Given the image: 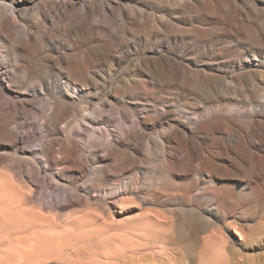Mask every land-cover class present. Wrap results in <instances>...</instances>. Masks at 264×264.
Masks as SVG:
<instances>
[{"label":"bare ground","instance_id":"obj_1","mask_svg":"<svg viewBox=\"0 0 264 264\" xmlns=\"http://www.w3.org/2000/svg\"><path fill=\"white\" fill-rule=\"evenodd\" d=\"M213 1L0 0V95H8L7 99L5 97V100L0 101V264H159L163 259H160L161 261L157 259L158 255L167 256L170 262L176 264L174 261L178 260H173L171 257L175 250L168 246L171 238L175 241L174 244L180 242L182 247L178 245L176 247H179L178 250L183 248L184 251L179 250L182 257L187 254V256L195 255L193 259H199L200 263L196 262V264H204L208 260V255L212 258H209L212 264H216L212 261L213 258H216V261L217 259L226 261V242L228 243L229 237L226 241V231L225 238L220 234L224 238L221 242L218 241L220 240L219 234L218 236H206L205 232L208 231L204 230V232L203 229L206 227L205 229L208 230L209 222H203L207 226L198 222L200 216L204 214L201 215L198 212L200 218H196L197 220L194 215L184 216L188 222L186 229L188 228L189 235L191 234L189 238L188 234L181 236L182 232H186L184 230L181 235L179 234V238L172 236L169 238L168 231H173L171 229L173 221L168 219L171 216L163 213L166 209L162 212L150 210L152 206L159 207L165 198L170 204L173 203L171 206L174 207L179 199L192 200L189 193L197 189L202 178L208 173L211 187L208 188L206 194L211 198V204L216 206L219 213L225 211L233 216L237 211L238 197L248 190H254L253 180L258 178L254 172V165H251L250 171L253 174L248 173L247 181L236 179V176L241 178L247 172H245L243 162L237 163L235 159H232L231 154L235 152L244 153V156L251 154L252 163L257 164L264 150V142L260 133L262 129L260 126L264 124V103L259 101L260 98H264L262 88L264 81L260 77L264 75V24L247 20L249 23H246L249 25L245 28V33L247 31L249 34H246V39L250 41L247 45L249 47H244V41L241 42L240 38H237L238 40H234L230 47L227 45L229 48L226 50L217 51L214 40H220L223 36L218 34V37L216 34V39L210 37L207 40L209 42L205 41L206 44L203 46L208 52L209 59L201 60L202 55L196 52L198 48L197 42H194L197 40L195 32L207 33L210 36L215 27H213L214 20L208 15L213 17L218 11L228 12L224 5L223 9L218 6V2ZM232 1L240 3L241 0H231V3ZM255 1L253 11L257 9V6L264 4V0ZM171 3L176 4V7H172ZM177 4L180 6L177 7ZM98 7L99 11H97ZM186 9L191 10L193 14L189 17L185 16ZM238 10L243 16L242 11ZM262 10L264 12L263 7ZM237 13L233 10L232 15L235 16ZM238 29L236 31H239ZM55 34L61 36L60 40L59 37L56 39ZM88 34L92 46L87 45L88 41L87 43L83 41V36H88ZM106 36L111 37L110 40H112H107ZM225 36L227 37L226 34ZM130 37L135 38L137 42L131 43L127 40ZM56 41L62 47V52L54 50ZM218 44L216 43V46ZM147 50L155 56L153 60L157 65L155 64L154 69L146 64L145 57L149 56L139 57V64H136L133 70L123 67L131 61L132 57L141 52L145 53ZM227 51L231 52L227 53ZM201 52L203 54L204 51ZM187 63L191 66L190 68L187 67ZM15 70L21 71L22 79L20 77V79H15ZM54 70L57 73H54ZM117 80L121 81L122 89L118 85L114 86ZM158 82H162L167 87H176L179 90L178 96L193 98L192 103L188 102V111L182 113L184 115L176 114L179 108L174 112V109L168 106L169 102H166L167 105L161 102L162 109L158 107L159 104H155L159 101H156L159 96L156 99L151 97L149 88ZM162 89L159 91H163ZM173 89L170 88V90ZM251 95L256 99L251 101ZM40 102H43V105L37 108ZM174 107L176 109L179 106L174 105ZM248 108L254 109L251 116H246V113L250 112ZM185 115L189 117L186 118ZM115 119L116 128L122 131L121 135L122 133L124 135L121 136L124 137L123 140L120 138L122 141L118 143L114 142L117 137L113 139L114 134L111 133L113 130L109 129ZM41 121L44 123L41 124ZM75 125L91 126L88 141L94 140L93 145L95 142H103L106 146H104L103 155H93L94 159L90 157L93 160L91 174L94 175L92 177L94 179L86 182L84 189L88 188L103 195L105 207L102 208H105L109 217L105 215L106 212L102 213L99 210L98 213L94 211H92L94 213L91 211V213H86L85 211L83 214H77V209H72L71 213H67V204L56 209L57 207L55 208L48 199L52 195H48L47 198L45 196L48 192L44 195L43 191L50 190L49 186L52 181L56 183L64 181L62 182L64 192L67 189L76 193L80 192L79 184L86 176L87 167L80 161L84 156L82 155L84 150L78 141L80 139L76 136L80 135V132L78 130L73 132ZM27 127L40 136L39 141L36 140L41 143V148L38 147L40 151L37 149H30L32 150L30 151L24 147L27 142L24 129ZM244 127L247 129L245 133ZM149 129H160L161 131L156 136L164 144L176 141L178 152L185 155L187 164L180 162V159V161L175 158L171 159L168 153L173 150L167 152L164 146V152H162L166 160L168 175L165 179H159V175L156 176L159 179L156 183L158 188L146 194V198L143 199L141 194L145 190L141 192L140 188L144 184L140 185V177L138 178L137 174L133 176L132 173V177L122 178L126 172L130 171L129 164H132L134 168L137 166L134 164L137 157L132 153L131 141L145 138L146 131ZM209 140L218 144L217 147L221 153L208 148L207 145V149L203 146ZM147 149H149L148 144ZM174 152L177 153L176 150ZM38 155H42V158L38 159ZM86 162L88 163L87 159ZM109 162L113 165H108ZM28 165L31 166L29 170L26 167ZM42 167L48 179L37 193L35 186L42 173L40 171ZM53 171L56 173L53 174ZM219 174H222L223 180L217 183L216 176ZM193 175L198 178H192L193 184H190L192 188L184 187L186 182L181 185L182 179H186L187 176L193 177ZM150 181L152 183V180ZM147 184L149 183L146 182ZM45 187L48 190H45ZM103 198L101 197V200ZM200 199L202 200V197ZM139 200H142L140 205H144L143 212L135 208ZM196 201L198 202L197 198ZM179 203L181 204V201ZM47 204L50 207L46 209ZM59 204L61 205V202ZM70 205L72 204L68 207ZM132 209H135L133 215L131 214ZM64 210L66 213H63ZM73 210L77 213L73 214ZM199 211L202 210L199 209ZM116 214L123 217L118 219ZM246 215L245 213L243 218ZM211 219L210 222H214L212 217ZM259 220L260 218L257 221ZM239 224L243 226L242 222ZM237 225L228 229L230 235L238 240L239 243L236 244L244 247L245 243H249L250 240L243 232L244 229L235 227ZM212 226L214 230L215 228L218 230L215 223ZM259 226L264 228V225ZM249 227L250 229L255 228ZM249 227H247L248 230ZM200 230L203 232L201 233ZM221 230L224 232V229ZM257 230L259 231L260 228ZM213 232L212 234H215ZM259 232L262 233L261 230ZM199 233L205 236L202 245L196 248L192 245L193 241L190 238L196 242ZM251 233L255 232L251 230ZM254 235L256 237V234ZM255 241L251 240V242ZM238 251L237 249L235 252L238 253ZM78 254L82 255V257L79 256L80 258L86 256L87 261L76 262ZM70 255L77 258L72 257L70 260ZM227 255H229L226 258L228 262L235 258L233 253L234 258L232 259L231 254L227 253ZM158 260L159 263L156 262ZM181 260L184 261L183 258ZM239 261L242 260H237L238 263ZM247 261L250 260L247 259ZM246 262L243 263L246 264Z\"/></svg>","mask_w":264,"mask_h":264},{"label":"rangeland","instance_id":"obj_2","mask_svg":"<svg viewBox=\"0 0 264 264\" xmlns=\"http://www.w3.org/2000/svg\"><path fill=\"white\" fill-rule=\"evenodd\" d=\"M211 1H213V0H211ZM217 4H218V6L219 7H222L223 8V5H224V8H225V10H228V12L227 11H225V12H222V11H218V13H216L215 15H213V17L209 14L208 15V17L209 18H212L213 20H214V26L213 27H215L214 29H213V32H215V33H213L212 32V34L209 36V35H207V33H202V32H199V31H197V33L195 32V35H196V38H197V40L196 41H194V42H197V44H196V46H197V51L196 52H198V55H202V59L201 60H207V59H209V55H207L208 54V52H206L207 50H205L204 48L205 47H203L204 46V44H206V42L208 43L209 41H207V40H209V38L210 37H212V38H214V39H216V37H217V35L219 34L220 36H223V38H220V40L219 39H216V41L214 40V43H215V47H216V49H217V51H221V50H226V48H229L230 47V45H231V43H234V40H236L237 38H240V41L241 42H243L244 43V47H249V46H247V45H249L250 44V41H248V39H246L247 37H246V34L247 35H249L248 34V32L246 31V33H245V28L247 27L248 28V25L249 24H247V23H249L251 20L253 21V22H258L259 24H264V19H262L263 17H264V12H263V10H262V7H263V9H264V4L263 5H260V6H257L256 8V10L255 11H253L254 10V4H255V0H241L240 1V3L239 2H234V1H232L233 3H231V0H219L220 1V3H219V1H217V0H214ZM213 1V2H214ZM229 1V2H228ZM227 4V5H226ZM172 7H176V4H170ZM178 5V4H177ZM241 5H243V6H241ZM180 5H178L177 7H179ZM229 7V9H228V7ZM233 6V9H231V7ZM240 6V7H239ZM235 7H238V8H235ZM223 8V9H224ZM227 8V9H226ZM235 8V9H234ZM259 8V9H258ZM121 9H124V8H121ZM238 9H240V12L242 11V13H243V16H242V14L240 13L239 14V10ZM242 9V10H241ZM261 9V10H260ZM233 10L234 11H236V12H238L237 13V15H232V13H233ZM252 10V11H251ZM97 11H99V7L97 8ZM186 11V13H185V16L187 15V17H189V16H191L193 13L191 12V10H189V9H186L185 10ZM231 11V12H230ZM257 11V12H256ZM247 12V13H246ZM187 13H189V14H187ZM246 13V14H245ZM263 13V14H262ZM245 14V15H244ZM256 14V16H258V18L256 17V16H254ZM259 14V15H258ZM261 14V15H260ZM195 15V14H194ZM219 15V16H218ZM228 15V16H227ZM253 15V16H252ZM263 15V16H262ZM233 18H232V17ZM238 16V17H237ZM261 18H260V17ZM215 17V18H214ZM253 17V19H251ZM204 18H206V17H204ZM219 18V19H218ZM232 18V19H231ZM250 18V19H249ZM261 20H260V19ZM231 19V20H230ZM236 19V20H235ZM240 19V20H239ZM218 20V21H217ZM249 22H248V21ZM259 20H260V22H259ZM233 21V22H232ZM236 21V22H235ZM241 21V22H240ZM215 22H217V24L215 23ZM234 22H235V24H234ZM247 22V23H246ZM245 23V24H244ZM233 24H234V26H233ZM239 24H240V26H239ZM220 25V26H219ZM228 25V26H227ZM244 25V26H243ZM232 26H233V28H235L234 29V31H236L238 28V30L239 31H236V32H234L232 29ZM238 27V28H237ZM216 29V30H215ZM224 29V30H223ZM233 32H232V31ZM243 30V31H242ZM227 32V33H226ZM240 32H242V33H240ZM243 32L245 33V34H243ZM202 33V34H201ZM222 35H221V34ZM230 33H232V34H230ZM217 34V35H216ZM225 34L227 35V37L225 36ZM219 35H218V37H219ZM231 35V36H230ZM233 35V36H232ZM245 37H244V36ZM55 36H57V38L56 39H58V37H59V40H60V35L58 36L57 34H55ZM236 36V37H235ZM200 37V38H199ZM225 37V38H224ZM232 37V38H231ZM107 40H109V41H111L110 40V38L111 37H105ZM224 39V40H223ZM233 39V40H232ZM59 40H57V41H59ZM127 40H130V42L131 43H134L136 40H135V38H128ZM132 40V41H131ZM200 40V41H199ZM221 40H223V41H221ZM229 40V41H228ZM238 40V39H237ZM54 42V50H56V51H63L61 48V46L59 45V43L58 42ZM83 41L84 42H86L87 43V41H88V43H87V45H90V46H92V44H90V35L88 34V36L86 35H84L83 36ZM134 41V42H133ZM206 41V42H205ZM219 41V42H218ZM227 43H226V42ZM231 41V42H230ZM137 42V41H136ZM230 42V43H229ZM249 42V43H248ZM85 43V44H86ZM216 43L218 44V43H220V45L218 44V46H216ZM222 43V44H221ZM246 43V44H245ZM199 45V46H198ZM229 47H228V46ZM209 46H211V44L209 45ZM203 47V48H202ZM125 51H126V49H124ZM123 50V51H124ZM204 51L203 52V54H205V55H203L202 54V52L201 51ZM181 51V50H180ZM201 52V53H200ZM231 51H227V53H230ZM146 53V54H145ZM145 53L143 52H141V54H139V55H135L134 57H132V59H131V61H129L127 64H125L123 67H126L128 70H133L137 65L136 64H139L138 63V61H140V58L139 57H141V56H149V57H145V60H146V64L147 65H149V67L151 68V69H154V67L157 65L156 63V65L154 64V60H155V56L153 55V53L151 52V51H145ZM148 53V54H147ZM152 57H151V56ZM138 57V58H137ZM151 57V58H150ZM201 57V56H200ZM146 58H148V60H150V61H147V59ZM150 58V59H149ZM154 59V60H153ZM137 61V62H136ZM148 62V63H147ZM153 64H152V63ZM152 65H151V64ZM185 64H186V62H185ZM136 65V66H135ZM129 66V67H128ZM187 67H191V66H189V64L187 63ZM54 73H57V71L56 70H54L53 71ZM14 74H15V79H22V73H21V71H19V70H15L14 71ZM12 76V75H11ZM20 77V78H19ZM261 77V80L262 81H264V75L263 76H260ZM259 77V78H260ZM116 82V81H115ZM116 83H118V84H116ZM115 83V85L114 86H116V85H118V87L119 88H123V87H121L122 86V84H120L121 83V81L120 80H117V82ZM157 84V85H156ZM154 86L153 85H151V86H153V87H151L150 86V88H149V92L151 93V97H153L154 99H156V98H158V96H159V98L158 99H156V101L157 100H159V101H157V102H155V104H159L158 105V107L160 108V109H162V103L164 102L165 104H166V102L168 103L169 102V104L171 103V105H169L168 104V106L169 107H172L173 109H174V112H175V110H177L178 108L179 109H181V110H177L178 112H175L176 114H178V115H180V116H182V115H184V114H182V113H184L185 111H188V105H189V103L188 102H190V103H192L193 102V98L191 97V96H188V97H185L184 95H179L178 96V94H179V90H177L176 89V87H174V86H171V87H167V86H165V85H163V83L162 82H158V83H156ZM159 84V85H158ZM121 85V86H120ZM113 86V85H112ZM156 86V88H154ZM160 86V87H159ZM162 88H164L165 90H163ZM170 88H175V90L173 89V90H170ZM262 88L264 89V85L262 86ZM109 89H110V86H109ZM158 89V90H157ZM159 89H162L163 91H159ZM165 91V92H164ZM170 91H171V93H170ZM173 91V92H172ZM178 91V92H177ZM153 92H155V93H153ZM29 93L31 94L32 92H30L29 91ZM263 93V92H262ZM159 94V95H158ZM163 94H165V95H163ZM177 96H176V95ZM31 95H33V93L31 94ZM157 95V96H156ZM172 97H171V96ZM248 95H250V94H248ZM163 96V97H162ZM181 96H182V98H181ZM6 97V99L8 98V95H4V96H2V95H0V101L1 100H5L4 98ZM167 97V98H166ZM178 97H179V99H178ZM254 97V98H253ZM161 98H163V99H161ZM178 100H180V101H178ZM181 98V99H180ZM185 98V99H184ZM161 99V100H160ZM168 99V100H167ZM174 99V100H173ZM184 99V100H183ZM251 101H253V100H255L256 98H255V96H252L251 95ZM170 100H172V101H170ZM185 100H187V101H185ZM173 101H174V103H173ZM176 101H178V102H176ZM259 101H261L262 103H264V98H260L259 99ZM159 102V103H158ZM162 102V103H161ZM182 103V104H181ZM161 104V105H160ZM175 106H179V107H176V109H175V107H174V105ZM40 105H43V102H40V104L37 106V108H39L40 107ZM167 105V104H166ZM185 105V106H184ZM161 106V107H160ZM183 106V107H182ZM184 108V109H183ZM250 108H248V111H250V112H248V113H246V116L247 115H249V116H251L252 115V112H254V109H250ZM252 110V111H251ZM259 111L261 110L260 108L258 109ZM179 111H181V112H179ZM183 111V112H182ZM186 116V118H188L189 116H187V115H185ZM192 118H194L193 116H192ZM191 117H190V119H192ZM71 119V118H70ZM114 122H115V124H114ZM44 123V121H41V124H43ZM116 126H117V123H116V119H115V121H113V123H112V126L110 125V127H109V129H111V130H113V131H111V133L112 134H114V135H112L113 137V139H115V137H117L115 140H114V142L116 143H118V142H120V141H122L123 140V138L124 137H121V136H124L123 135V133H122V135H121V130L120 129H117L116 128ZM261 126H263V127H261ZM261 126H260V128H262L261 130H260V133L262 134L261 136H262V139H263V142H264V124H261ZM113 127V128H112ZM27 129V130H26ZM26 129H24V131L26 132V137H27V144L25 143V145H24V147H26L28 150H30V149H32V150H36L37 149V151L41 148V143H39L38 141H39V135H36V132L34 131V130H31V128H29V127H27ZM244 129V133L245 132H247V129H246V127H244L243 128ZM34 131V132H31V131ZM75 130L77 131H79L80 132V135H76L77 136V139H80V140H78L79 142H80V145H82L81 147H83L82 149L84 150V153L82 154V155H84L81 159H80V161H81V163H84V165H86V170H87V173H86V176H85V178L81 181V184H82V182H83V184L81 185V184H79V188H80V192L79 193H76V192H74V191H71V190H68L67 189V191L66 192H64V188H63V183L62 182H64V181H62V182H60V183H56V181H52L51 182V180H50V182L52 183L51 184V186H49L50 187V190H48L46 187L44 188L45 190H48V191H43L44 192V195L45 194H47V192H48V194L45 196L46 198L47 197H49L48 195H52V196H50V198H48L49 199V201H51V204H53V206L56 208V209H59L61 206H66V204L69 206V204H72V205H70V207H68L67 206V213H71V210L72 209H77L76 211L78 212H75L74 210L72 211V213L73 214H83L85 211H86V213H91L92 211H94L95 213L99 210L100 212L102 211V213H104V212H106V210H105V208H102L103 206H104V202H105V200H104V198H103V195H101V194H98V193H95V192H93V190H90V189H88V188H85L84 189V187L87 185L86 184V182L88 183L90 180H92V179H94V178H92V177H94V175L93 174H91L92 173V165H93V160H92V158L94 159V156L95 155H100V154H104L105 152H104V150H105V144L103 143V142H101V141H99V142H101V143H97V142H95L94 143V145H93V142H94V140H91V141H88V140H90V138H89V133H90V130H91V126H83V127H81V126H76L75 125V127H74V130H73V132L75 133ZM138 130V129H137ZM159 131H161L160 129H158V130H151V129H149L148 131H146V136H145V138H138V139H134V140H132L131 141V143L133 144L132 145V149H133V151H132V153L137 157L136 158V161H135V163L134 164H137V166L134 168L133 166H131L130 164L128 165V167L130 166V167H132V168H130L129 167V170L130 171H128V172H126L125 173V175H123L124 177L122 178V179H127V178H125V177H132L131 176V174L134 176V175H136L137 174V177L139 178V182H140V185L141 186H143V184H144V186L143 187H141L140 189H141V192H143L144 190V192L141 194V198H143V199H145L146 198V196L148 195V193H151L153 190H155V189H157L158 187H157V185H156V183H158L159 182V179L161 178V179H165L166 177H167V175H168V170H167V166H165L166 164V160H165V157H164V155H163V152H164V146H165V148L167 149V152H171L172 150V152L171 153H168V155L170 156V158L171 159H176L177 161L179 160L180 162H182L183 164H187V160L185 159L186 157H185V155H181V154H179V152H178V145H177V142L176 141H172V143H174V144H172V143H170V144H164V143H162V140L161 139H158L157 138V133H159ZM28 133V134H27ZM34 134H35V136H34ZM80 136H82V137H80ZM120 136V137H119ZM80 137V138H79ZM119 137V138H118ZM201 137H205V136H201ZM36 138V139H35ZM81 138H83V139H81ZM89 138V139H88ZM122 140H121V139ZM41 139V138H40ZM36 140H38L37 142H36ZM138 140V141H137ZM134 141V142H133ZM82 142V143H81ZM212 144H210V143ZM209 142H205V144L203 145L205 148H206V145L208 146V148H210V149H212V150H214V151H216V152H220L221 153V151H219V147H217L218 146V144L217 143H215L214 141H211V140H209ZM213 142V143H212ZM84 143V144H83ZM103 143V144H102ZM208 143V144H207ZM39 144V145H38ZM144 144H145V146H144ZM147 144H148V146H149V149H147ZM86 145V146H85ZM93 145V146H92ZM170 145V146H169ZM175 146V148H173L174 146ZM85 146V147H84ZM105 146V147H104ZM210 146V147H209ZM38 147H39V149H38ZM146 148V149H145ZM177 148V149H176ZM57 149H59V146H57ZM134 149H136V150H134ZM145 149V150H144ZM170 149V150H169ZM207 149V148H206ZM32 150H30V151H32ZM87 150V151H86ZM149 150V151H148ZM169 150V151H168ZM177 151V153H178V155H177V153L176 152H174V151ZM40 151V150H39ZM163 151V152H162ZM175 154H174V153ZM88 153V154H87ZM145 153H147V155L145 154ZM206 153V152H205ZM263 153V154H262ZM102 154V155H103ZM172 154H174L175 155V157H174V155H173V157H171V155ZM79 155H81V154H79ZM94 155V156H93ZM147 156V158H146V156ZM149 155H151V156H149ZM181 155V156H180ZM206 156L208 155L207 153L205 154ZM233 155V156H232ZM247 155V154H246ZM244 156V153L243 154H241V153H237V152H235L234 154H231V157H233L232 159H235L236 161H237V163H242L243 165H245V172H247V173H244V175L243 176H241V178H240V176H236L235 178L236 179H241V180H243V181H247V179L249 178L248 177V175L249 174H251L252 172L250 171V166L251 165H254L253 166V168L255 169L254 170V172H255V175H256V177H258V178H256L255 180H253V183H254V185H252V188L254 189V190H248L246 193H244L242 196L240 195L239 197H238V199H237V201H238V207H237V213L235 212L234 213V215L232 216L231 214H227V212H225V211H222L221 213H219V211H217V209H216V206H214L213 204H211L212 202H211V198H209L208 196H207V194H206V192H207V190H208V188H210L211 187V182H210V177L208 176V175H210V174H208L207 173V175L205 176V177H203L202 178V181H201V183H200V185L197 187V189H198V191H196L197 189H195L194 191H192L191 193H189V197H192L191 199L192 200H189V202H190V204H189V202H188V200L187 199H184V200H180L179 199V201H177L176 202V206L174 207V206H171V205H173V203L172 204H170L167 200H166V198L163 200V202H162V204L158 207H156V206H152V207H150V210L152 209V211H157V212H162L164 209H166V211L164 210L163 211V213H165L166 214V216H171V218L169 217L168 219L170 220H172L173 221V225H172V227H171V229L173 230V231H171V230H169L168 231V234L169 235H167L169 238H171V236L172 237H174V238H179L180 237V235H181V232L184 230V231H186V232H182V235L181 236H186V234H188L189 235V229L187 228L186 229V226L188 227V222H186L187 220L185 219V217L184 216H186V215H194V218L196 219H198V218H200L199 220H198V222H200V224H202V225H204L203 224V222L204 223H207V222H209V224L211 225V227H210V225L208 226L209 228H208V230H206L205 228L206 227H204V229H203V231L205 230V231H208V232H205V234H206V236H210V235H216V236H218V234H219V238H220V240H218V241H220L221 242V240H223L224 238H225V231H226V238H225V240L227 239L228 240V243L226 242V244L228 245V246H231V247H228L227 245H226V252L228 253V254H231L232 255V253L233 254H235V258L237 259V260H242L241 262H242V264H244L246 261H247V259L248 260H250V261H247L248 262V264H251L252 262V264H264V233H263V231H264V228H261L259 225H264V150L261 152V154H260V156H262L261 157V159H260V163L258 162L257 164H255L254 162L252 163V156H251V154H248L247 156ZM40 156V157H39ZM89 156V157H88ZM250 156H251V158H250ZM90 157H92V158H90ZM149 157V158H148ZM239 159H238V158ZM246 157V158H245ZM37 158L38 159H41L42 158V155H38L37 156ZM85 158V159H84ZM153 158V159H152ZM178 158V159H177ZM223 158H227L226 156L224 157L223 156ZM86 159H87V161H88V163L86 162ZM228 159V158H227ZM91 160V161H90ZM182 160H185V161H182ZM240 160V161H239ZM242 160V161H241ZM251 160V161H250ZM83 161V162H82ZM139 161V162H138ZM249 161H250V163H249ZM91 162V163H90ZM246 162V163H245ZM163 163V164H162ZM112 164V163H111ZM110 164V162L108 163V165H111ZM196 164H197V162H196ZM262 166H261V165ZM89 165V166H88ZM91 165V166H90ZM113 165V164H112ZM161 165V166H160ZM135 166V165H134ZM27 167V169L29 170V169H31V166L29 167V165L28 166H26ZM153 167H154V169H153ZM248 169H247V168ZM160 169V171H159V169ZM262 168V169H261ZM27 169L25 168L24 170H25V172L27 173ZM133 169V170H132ZM150 169H152V170H150ZM232 169V168H231ZM45 169L42 167L41 169H40V171L42 172L41 174H40V178L38 177V180H37V182H36V188H37V193L38 192H40V189L41 188H43L44 187V183H45V180L46 179H48L47 178V176L44 174L45 173V171H44ZM157 170V171H156ZM234 171L233 172H235L236 173V171H235V169H233ZM134 171V172H133ZM136 171H138V172H140V173H137ZM150 173V175H148L149 173ZM54 172L55 171H53V174H54ZM154 174H153V173ZM56 173V172H55ZM158 173V174H157ZM160 173V174H159ZM249 173V174H248ZM44 176H43V175ZM152 174V175H151ZM253 174V173H252ZM55 175H57V174H55ZM129 175V176H128ZM159 175V176H158ZM145 176L147 177V181L145 180ZM149 176V177H148ZM150 176H152V178H150ZM156 176H158V178L156 177ZM162 176V177H161ZM245 176V177H244ZM143 177V178H142ZM149 178V179H148ZM155 178H157L158 179V181H157V179H155ZM192 178H198V177H195L194 175H193V177H191V176H187V178L185 179H182L181 180V185H183V183H185L183 186L184 187H186V188H188V189H190V188H192ZM262 178V179H261ZM191 179V180H190ZM216 179H217V183H219V182H222V180H223V176H222V174L220 175H217L216 176ZM145 180V182H143ZM150 180H152V183H151V181ZM154 181V182H153ZM155 181H157V182H155ZM184 181V182H183ZM142 182V183H141ZM146 182L147 183H149V184H147L149 187H145V186H147L146 185ZM189 182V183H188ZM257 183V184H256ZM56 184V185H55ZM62 186H61V185ZM191 184V185H190ZM60 185V186H59ZM156 185V186H155ZM54 186V187H53ZM88 187V186H87ZM82 188V189H81ZM143 188V189H142ZM145 188H149L148 190L147 189H145ZM87 189V190H86ZM143 190V191H142ZM170 190V189H169ZM50 191V192H49ZM196 191V192H195ZM255 191V192H254ZM63 192V193H62ZM71 192V193H70ZM93 192V193H92ZM146 192V193H145ZM168 192V191H167ZM49 193H51V194H49ZM53 193H54V195H53ZM60 193H62V194H60ZM83 194V195H81V194ZM88 193V194H87ZM94 194V195H92V194ZM88 196H87V195ZM143 194H145L144 196H143ZM147 194V195H146ZM262 196H260V195ZM60 195V196H59ZM96 195H97V197H96ZM259 195V196H258ZM61 197V199L59 198V197ZM100 196V197H99ZM143 196V197H142ZM196 196H198V197H196ZM90 197H91V199H90ZM101 197L103 198L102 200H101ZM197 198V200H198V202L196 201V198ZM202 197V200L200 199ZM206 197V198H205ZM255 197H257V198H255ZM260 199H259V198ZM98 198H99V201H98ZM195 198V199H194ZM242 198V199H241ZM261 198H263V199H261ZM47 199V200H48ZM79 199V200H78ZM88 199H89V201H88ZM95 199V200H94ZM245 199H246V201H245ZM60 200H63V201H60ZM71 200H73V201H71ZM74 200H75V203H74ZM104 200V201H103ZM166 200V201H165ZM194 200V201H193ZM202 202H200V201ZM208 200V201H207ZM70 201V202H69ZM90 201H92V202H90ZM102 201V202H101ZM142 200H139V202H138V206L137 207H135L138 211L139 210H141V212H143V210H144V205H140V202H141ZM165 201V202H164ZM181 201V204L179 203ZM183 201V202H182ZM185 201L188 203H186L185 204ZM204 201V202H203ZM206 201V202H205ZM261 201V205L259 204V202ZM61 202V205L59 204ZM69 202V203H68ZM74 204H73V203ZM94 202V203H93ZM101 202V203H100ZM110 203H112V201H109ZM195 202V203H194ZM199 203V204H197V203ZM77 203V205H75ZM166 203V204H165ZM169 203V204H168ZM184 203V204H183ZM192 203V204H191ZM203 203H204V205H203ZM91 204H92V206H91ZM100 204V205H99ZM177 204H179L178 206H177ZM205 204H207V205H205ZM211 204V205H210ZM56 205V206H55ZM75 205V206H74ZM80 205V206H79ZM90 205V206H89ZM119 205V204H118ZM117 205V206H118ZM169 205V206H168ZM203 205V206H202ZM247 205V206H246ZM50 207V205H46V209H47V207ZM181 206H182V208H181ZM205 206V207H204ZM208 206H210L211 207V209H210V207H208ZM249 206V207H248ZM255 208H254V207ZM259 206V208H257ZM48 207V208H49ZM52 207V206H51ZM96 207H98V208H96ZM105 207V206H104ZM139 207V208H138ZM154 207V208H153ZM169 207V208H168ZM188 207H189V209H188ZM209 208L208 210L206 209V208ZM53 208V207H52ZM55 208H53V209H55ZM69 208V209H68ZM90 208H92V209H90ZM96 210H95V209ZM142 208H143V210H142ZM161 208V209H160ZM168 208V209H167ZM171 208H173V210L171 209ZM174 208H177V209H174ZM179 208V209H178ZM186 210H185V209ZM192 208V209H191ZM195 208H197V209H195ZM215 208V209H214ZM257 208V209H256ZM88 209H90L89 211H87ZM100 209H102V210H100ZM115 210H119V211H121L120 209H117V208H114ZM154 209V210H153ZM196 210V212H195V210ZM199 209H201L202 211H199ZM206 209V210H205ZM239 209V210H238ZM244 209H246V210H243ZM254 209V210H253ZM82 210H84V211H82ZM184 210V211H183ZM204 210V211H203ZM257 210V211H256ZM55 211V210H54ZM66 211L64 210V212L63 213H66ZM91 211V212H90ZM98 211V212H99ZM104 211V212H103ZM184 213H183V212ZM191 211V212H190ZM209 211V212H208ZM215 212L216 214H214V213H212L211 214V212ZM241 211V212H240ZM242 211H243V213H242ZM258 212L257 214H256V212ZM94 212H92V213H94ZM97 212V213H98ZM132 213V215L133 214H135V209H132V211H131ZM181 212V213H180ZM201 214V215H203L204 214V216H206L207 215V217H204V216H198V214L199 213ZM202 212V213H201ZM255 212V213H254ZM186 213H190V214H186ZM219 215H218V214ZM225 213V214H224ZM239 213H241L242 214V216H240L241 214H239ZM245 213L247 214L246 215V217H244L243 218V216H245ZM183 214V215H182ZM211 214V215H210ZM214 214V215H213ZM221 214V215H220ZM227 214V215H226ZM259 214H261V215H259ZM103 215V214H102ZM105 215L106 216H108L109 214L106 212L105 213ZM117 215V217H118V219H121L123 216H121L120 214H116ZM120 215V216H119ZM197 217H196V216ZM239 217H238V216ZM253 215H255L254 217H253ZM104 216V215H103ZM127 216H129V217H131V215H127ZM172 216H174V217H176V218H174V217H172ZM221 216V217H220ZM228 216V217H227ZM237 216V217H236ZM247 216H249V217H247ZM109 217V216H108ZM211 217L214 219V222L212 221V223L210 222L212 219H211ZM218 217H220L219 219H218ZM224 219H223V218ZM251 217H253V218H251ZM202 218H205V219H202ZM210 218V219H209ZM237 218V219H236ZM241 218H243V220L241 219ZM246 218V219H245ZM255 218V219H254ZM260 218V220L259 221H257L258 219ZM173 219H175V221L173 220ZM196 219V220H197ZM209 221H208V220ZM221 219H222V221H221ZM231 219V220H230ZM232 219H234L233 221H232ZM238 219H239V221H238ZM254 219V220H253ZM203 220V221H202ZM207 220V221H206ZM217 220H218V222H217ZM225 220H226V222H225ZM263 220V221H262ZM184 221H185V223H184ZM202 221V222H201ZM231 221V222H230ZM237 221H238V223H237ZM223 222V223H222ZM228 222H230V223H228ZM243 223V226H242V224H241V226H240V224L239 223ZM250 222V223H249ZM254 222V223H253ZM257 222H258V224H257ZM215 223V225H217L216 227H217V229L218 230H216V228H215V230H216V232H215V230H214V226H212V224H214ZM216 223H218V224H216ZM221 224H223V226L221 225ZM227 224H229V226L227 225ZM238 224V225H237ZM247 224V225H246ZM256 224V225H255ZM221 225V226H220ZM226 225V226H225ZM234 225H237V226H235V227H239L240 229H244L243 230V232L245 233V235L247 236L248 235V238H249V243H245V245H244V247H242L241 245H239V244H236V243H239L238 242V240L235 238V236H232V235H230V230L228 229V228H230L231 226L233 227ZM245 225V226H244ZM204 226H207V224L206 225H204ZM219 226V227H218ZM249 226H253V227H257V226H259V227H257L256 229L255 228H253L252 229V227H251V229H250V227ZM247 227H249V230L247 229ZM264 227V226H263ZM210 228H213L212 230L210 229ZM258 228H260V230H261V232L262 233H260L257 229ZM182 229V230H181ZM221 229H224V232L221 230ZM246 229V230H245ZM262 229H263V231H262ZM179 230V231H178ZM251 230H252V232H255L254 234H256V237H255V235L253 234V233H251ZM187 231H188V233H187ZM203 231H201L200 230V232L202 233ZM212 231H214L215 232V234H212ZM247 231H248V233H247ZM249 231H250V233H249ZM180 232V233H179ZM211 232V233H210ZM213 232V233H214ZM221 232V233H220ZM176 233V234H175ZM201 233H199V235H197L199 238H198V240L195 242V240L193 239L192 240V238H190V240L191 241H193L192 242V245L194 246V247H196V248H198V246L200 247L202 244V240H203V238H204V236H205V234H204V236L201 234ZM223 233V234H222ZM227 233H228V236H227ZM180 234V235H179ZM220 234L224 237H222V236H220ZM187 235V236H188ZM203 237H202V236ZM230 235V236H229ZM252 235H254V236H252ZM191 236V234L188 236V238ZM202 237V238H201ZM250 237H252V238H250ZM257 237H258V239H257ZM201 238V239H200ZM205 238H207V237H205ZM214 238H216V237H214ZM234 240H233V239ZM259 238H261V239H259ZM217 239V238H216ZM263 239V240H262ZM170 240V242H169V247H171V249H173L174 248V253H173V255L171 256V257H173L172 259L174 260V259H176V260H178L177 262L176 261H174L176 264H178V263H181V264H196V262H199V259H193L192 257H196L195 255H188L187 256V254H186V256L185 257H182L181 255H182V253H181V251H179V250H182L183 248H180L179 250H178V248L179 247H182V246H180L181 244H180V242H176L175 244H174V242L175 241H173L172 240V238L171 239H169ZM226 240V241H227ZM251 240L252 241H255L256 243H258V244H256L255 242H251ZM201 241V242H200ZM198 242V243H197ZM199 242H200V244H199ZM232 243V245H230L231 243ZM233 242H234V244H233ZM248 242V241H247ZM250 242L252 243V244H250ZM179 243V244H178ZM196 243V244H195ZM219 243V242H218ZM249 244V245H248ZM260 244V245H259ZM172 245H173V247H172ZM176 245H178L179 247L177 248L176 247ZM237 245V246H236ZM257 245V246H256ZM151 246V245H150ZM177 248H175V247ZM234 246H236V247H234ZM245 246H246V248H245ZM247 246L249 247V248H247ZM252 246H254V247H252ZM261 246V247H260ZM229 248V249H228ZM261 248V249H260ZM231 249V250H230ZM239 250L238 251V253H236L235 251L236 250ZM242 249V250H241ZM244 249V250H243ZM258 249V250H257ZM260 249V250H259ZM176 250H178V251H176ZM228 250H230L229 252H228ZM233 250V251H232ZM182 251H184V250H182ZM261 251V252H260ZM176 252H178V253H176ZM235 252V253H234ZM246 252V253H245ZM71 253V252H70ZM209 254L211 253V252H208ZM208 253H207V255H208ZM227 253H226V256L228 257L229 255H227ZM83 254V253H82ZM179 254V255H178ZM225 254V253H224ZM236 254H241L240 256L239 255H237L236 256ZM71 255H74V253L72 254L71 253ZM71 255H70V257H71ZM76 255V254H75ZM84 255V254H83ZM85 255H86V252H85ZM177 255V256H176ZM211 255H212V253H211ZM230 255V257H231V259L232 258H234V255H232L231 256ZM247 255V256H246ZM78 256V258H77V261L76 262H86L87 261V258H86V256L84 257V258H86L85 260H83L84 258H80V257H82V255L80 254H78L77 255ZM80 256V257H79ZM174 256H176V257H174ZM181 256V257H180ZM210 255H208V257H207V261H205L204 262V264L206 263V264H208L209 262V264H212L211 263V261L209 260V258H211V257H209ZM257 256V257H256ZM72 257H74V256H72ZM72 257L70 258V260L72 259ZM74 257V258H75ZM158 258L157 259H163L162 261H164V262H162L161 260V262L158 260V261H156L157 263H159V264H162V263H165V262H167L166 264H173V262H170L169 261V258L167 257V256H157ZM197 257H198V255H197ZM205 257V258H206ZM213 257V256H212ZM225 257V256H224ZM227 257H225V260L226 261H221V259L219 260V259H217L218 261H216V258L214 259L213 258V262L215 261L216 262V264H232V262H233V264H241V262L240 263H238L237 262V260L234 258V259H232L230 262H228L227 261ZM238 257V258H237ZM241 257H243V258H241ZM75 258V259H76ZM168 258V259H167ZM178 258V259H177ZM181 258H183V260L184 261H182L181 260ZM192 258V259H191ZM199 258V257H198ZM252 258V259H251ZM203 259H204V257H203ZM212 259V258H211ZM228 259H230V258H228ZM179 260H181V261H179ZM187 260V261H186ZM191 260V261H190ZM198 260V261H197ZM236 260V261H235ZM74 261V260H73ZM189 261V262H188ZM193 261V262H192ZM235 261V262H234ZM255 261V262H254ZM262 261V262H261ZM244 262V263H243ZM247 262H246V264H247ZM200 263V262H199ZM199 263H197V264H199ZM156 264V263H155ZM215 264V263H214Z\"/></svg>","mask_w":264,"mask_h":264}]
</instances>
